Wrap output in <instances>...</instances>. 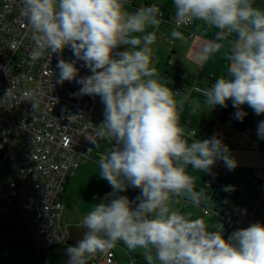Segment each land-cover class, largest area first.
I'll return each instance as SVG.
<instances>
[{
  "label": "clouds",
  "instance_id": "clouds-1",
  "mask_svg": "<svg viewBox=\"0 0 264 264\" xmlns=\"http://www.w3.org/2000/svg\"><path fill=\"white\" fill-rule=\"evenodd\" d=\"M22 3L21 14L34 41L32 60L45 50L53 54L71 48L75 58L58 59L55 81L75 80L80 95L100 97L104 119L88 141L113 142L97 161L99 176L112 192L83 216L87 231L75 246L67 247V264H88L118 241L130 250L141 249L147 264H264V223L237 229L225 239L222 224L209 229L203 218L174 207L178 198L198 207L207 199V192L195 187V170L210 172L217 160L231 170L237 162L221 139H191L181 123L185 106L196 112L201 101L174 91L154 65L159 3L135 11L125 7L127 0ZM172 3L176 26L171 37L185 40L178 26L193 21L217 29L215 39L204 40L196 52L198 62H207L222 48L226 51V73L203 90V104L227 107L230 100L238 120L247 115L241 107L245 104L257 115L264 114V8L256 7L255 0ZM121 45L127 47L114 52ZM80 61L90 75H79ZM25 98L33 106L38 102L32 92ZM257 135L264 139V120L258 122ZM129 187L141 190L135 200L121 195Z\"/></svg>",
  "mask_w": 264,
  "mask_h": 264
},
{
  "label": "built area",
  "instance_id": "built-area-1",
  "mask_svg": "<svg viewBox=\"0 0 264 264\" xmlns=\"http://www.w3.org/2000/svg\"><path fill=\"white\" fill-rule=\"evenodd\" d=\"M22 8V0H0V207L27 212L29 217L23 224L40 250H50L67 243L61 224V197L69 177L90 158L96 146L88 139L103 120L104 105L98 95H80L81 85L75 80L56 83L58 59L75 58L70 47L53 54L45 50L40 58L32 60L34 41ZM172 21L175 27V17ZM191 24L178 29L188 31ZM194 36L189 31L188 37ZM82 64H77L79 75H90ZM28 92L38 98L34 106L25 98ZM226 123L231 126L230 121ZM244 177L247 179L249 174ZM247 184L240 178L232 185L233 191L245 193ZM222 200L221 195L214 197L215 207H205L203 213L213 210L218 214L232 208L227 202L221 205ZM259 204L254 197V211ZM224 222L229 227H248L253 219L248 216L244 221ZM101 259L112 263L113 251L95 254L91 264Z\"/></svg>",
  "mask_w": 264,
  "mask_h": 264
},
{
  "label": "crops",
  "instance_id": "crops-1",
  "mask_svg": "<svg viewBox=\"0 0 264 264\" xmlns=\"http://www.w3.org/2000/svg\"><path fill=\"white\" fill-rule=\"evenodd\" d=\"M148 1L158 2L164 14L156 31L157 39L152 45L153 60L158 73L164 78V82L174 91L187 96L189 100L199 99L201 107L198 111L193 112L189 106H185L181 112V123L185 127L186 133L191 139H207L213 136L218 137L224 144L228 145L230 154L234 159L235 152L239 149L244 156L241 163L233 169L219 170L212 166L211 170L216 173L213 178L211 187L206 190L207 199L201 206H195L186 198H178V202L174 204L180 212L191 214L192 218L201 217L205 220L209 229H216L220 224L223 225V235L227 239L235 230L241 227H229L224 221L237 219L244 221L246 217L252 216V223H264V175L255 174L257 169L263 168L264 173V139L257 135L258 122L264 120V114L257 115L248 105L241 107L247 115L243 120L235 118L236 109L229 100L228 106H211L203 104V90L211 85L218 77L226 73L228 61L226 59L225 49H221L215 53L207 62L200 63L195 59V54L199 50L204 40H214L217 29L209 28L202 21H193L187 30H180L186 37L180 40L171 37V29L173 25L174 6L172 0H127L125 7L129 11H135L138 7L145 5ZM255 6L264 8V0H255ZM193 32V38L188 37V33ZM232 37H228L230 41ZM227 42V41H226ZM127 46H119L114 52L122 51ZM104 119V116H103ZM230 121L231 126L227 125ZM189 130L193 133L190 134ZM230 136V137H229ZM113 146V142L108 139H99L90 156V158L69 177L66 182L64 192L61 197L63 204V216L61 219L62 228L67 235V243L51 249L53 255L46 258L47 253L39 255L35 248L38 246L34 240L33 234L29 230L25 222L29 215L19 214V211L2 210L0 207V264H67L68 255L66 249L68 246H75L80 236L73 231V227L80 229L83 227V216L90 210V207L101 202L106 194L112 192V186L102 179L97 161L101 154ZM233 151V152H232ZM234 153V154H233ZM260 159L263 161L260 163ZM91 162L93 165H88ZM260 163V164H259ZM240 169L250 170L251 176L254 178L252 183L247 184L245 193H237L233 190L225 191V186H232L239 183V179L234 178V171ZM241 170V171H242ZM188 171L193 172L191 166ZM218 172V173H217ZM98 174L102 183L101 186H95L93 178ZM203 172L195 170V187L201 189L203 186L201 176ZM141 193V190L129 187L126 192L121 195H127L130 200H135ZM222 196L221 205L225 202L232 205V208L220 213L209 210L204 214L202 209L215 207L214 197ZM254 197L258 198L260 204L254 211ZM14 213V215H12ZM13 216L16 220L20 219L18 225L12 221ZM68 232H72L69 237ZM114 253V260L110 264H147L143 258L142 250H130L122 241H118L116 246L109 249ZM92 258L88 261L91 264ZM96 264H108L104 259Z\"/></svg>",
  "mask_w": 264,
  "mask_h": 264
},
{
  "label": "rangeland",
  "instance_id": "rangeland-1",
  "mask_svg": "<svg viewBox=\"0 0 264 264\" xmlns=\"http://www.w3.org/2000/svg\"><path fill=\"white\" fill-rule=\"evenodd\" d=\"M233 152V151H232ZM242 152L239 150V149H237V152H235V155H234V160L237 162V164H240L241 163V159H243L244 158V156L241 154ZM234 154V153H233ZM231 155V154H230ZM263 161V159H260V163ZM259 163V164H260ZM84 164H82V166H83ZM88 165H93V164H91V162H89L88 163ZM214 166V168L216 169V168H219V170H229V168L228 167H226L225 166V163L223 162V160H217V162L213 165ZM80 167H81V165H80ZM239 166L237 165V168H238ZM218 173V172H217ZM255 174L256 175H259V176H263L264 175V173H263V168H260V169H257V171H255ZM264 177V176H263ZM93 182H94V185L95 186H101L100 188H102V181H101V179H100V177L98 176V174L96 173L95 175H94V178H93ZM6 211H7V213H9L10 211L8 210V209H6ZM19 214H21V216H22V214H25V215H27L25 212H23V211H19ZM12 215H14V213H12ZM63 216V215H62ZM14 217V216H13ZM16 220V218H12V221H15ZM35 250H36V252H38L39 251V248L37 247V248H35ZM53 252H51L50 250L47 252V254L48 255H46V258L48 257V256H50V255H53L52 254ZM102 260V259H101ZM45 262H47V261H45ZM45 262H44V264H45Z\"/></svg>",
  "mask_w": 264,
  "mask_h": 264
},
{
  "label": "trees",
  "instance_id": "trees-1",
  "mask_svg": "<svg viewBox=\"0 0 264 264\" xmlns=\"http://www.w3.org/2000/svg\"><path fill=\"white\" fill-rule=\"evenodd\" d=\"M236 170V169H234ZM242 169L240 170H236L234 171V178L236 179H240V178H243V180L246 182V183H252L253 182V177L251 176V171L250 170H247V169ZM244 174H249V177L246 179L244 177ZM216 176V173L214 171H210V172H203L202 173V176H201V180H202V183H203V186L202 188L206 191L208 190L206 184H212L213 182V178Z\"/></svg>",
  "mask_w": 264,
  "mask_h": 264
},
{
  "label": "water",
  "instance_id": "water-1",
  "mask_svg": "<svg viewBox=\"0 0 264 264\" xmlns=\"http://www.w3.org/2000/svg\"><path fill=\"white\" fill-rule=\"evenodd\" d=\"M72 229H73V231H75L76 234H78L80 236V238L78 240H81L83 238L85 232L87 231V229L84 227H81L80 229L73 227ZM68 235H69V237H72L73 234H72V232H68ZM48 251L49 250H41V251H39V255H41V253H47ZM41 263L44 264V261H42Z\"/></svg>",
  "mask_w": 264,
  "mask_h": 264
},
{
  "label": "bare ground",
  "instance_id": "bare-ground-1",
  "mask_svg": "<svg viewBox=\"0 0 264 264\" xmlns=\"http://www.w3.org/2000/svg\"><path fill=\"white\" fill-rule=\"evenodd\" d=\"M210 187H211V185H210ZM210 187H207V188L209 189Z\"/></svg>",
  "mask_w": 264,
  "mask_h": 264
}]
</instances>
